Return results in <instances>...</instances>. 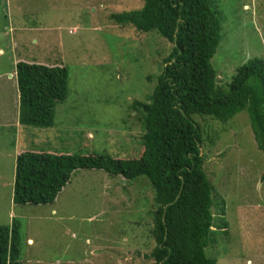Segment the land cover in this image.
Instances as JSON below:
<instances>
[{"label":"rangeland","instance_id":"1","mask_svg":"<svg viewBox=\"0 0 264 264\" xmlns=\"http://www.w3.org/2000/svg\"><path fill=\"white\" fill-rule=\"evenodd\" d=\"M212 2L221 41L210 63L225 90L243 64L264 62V0ZM142 5V0L0 1V44L5 46L8 37L16 43L0 62L14 55L20 62L68 71V96L55 108L52 128L25 126L19 135L14 127L0 129V226L11 229L14 222L17 227L20 264H152L153 243L147 238L152 199L144 195L153 196V190L145 178L125 185L102 171L77 170L53 204L37 206L14 205L8 179L18 156L8 154L14 144L27 147L21 148L25 152L114 159L141 153L131 148L134 141L125 142L129 132L142 129L130 105L146 102L155 83L147 77L161 73L172 46L155 32L145 36L133 27L117 29L108 16ZM137 39L142 54L124 46ZM16 118L9 117L10 125L17 126ZM195 121L210 132L213 145L207 139L200 149L203 169L214 188L212 212L224 207L229 233L223 239L211 236L207 250L217 253L216 264H264V154L255 145L247 113L226 123L210 117Z\"/></svg>","mask_w":264,"mask_h":264},{"label":"trees","instance_id":"2","mask_svg":"<svg viewBox=\"0 0 264 264\" xmlns=\"http://www.w3.org/2000/svg\"><path fill=\"white\" fill-rule=\"evenodd\" d=\"M142 3L140 9L108 16L117 29L133 27L145 36L155 32L172 46L161 73L147 77L149 84L155 83L146 102L133 101L130 105L142 129L137 135L129 132L125 142L134 141L137 145L131 148L138 147L141 153L114 159L106 155L23 152L16 158L12 202L53 204L73 173L82 169L102 171L125 185L143 177L153 190V196L144 195L152 199L147 232L148 243H153L148 255L152 264H216L217 253L207 250L210 238H227L228 225L224 207H215L212 212L214 188L203 169L206 157L200 149L207 139L213 143L209 130L202 132L195 119L210 117L226 123L246 111L255 145L264 154V62L249 60L221 90L210 63L221 41L220 19L212 0ZM138 39L126 41L125 48L142 54L143 49L136 46ZM16 78L19 124L52 128L55 108L68 96L66 67L19 62ZM260 179L264 182V170ZM217 211L220 216L214 215ZM12 225L11 229L0 226V264H20L19 232L14 222Z\"/></svg>","mask_w":264,"mask_h":264},{"label":"crops","instance_id":"3","mask_svg":"<svg viewBox=\"0 0 264 264\" xmlns=\"http://www.w3.org/2000/svg\"><path fill=\"white\" fill-rule=\"evenodd\" d=\"M141 7H139L140 9ZM8 43L5 44V46H2L0 44V58L2 57V53H5V51H12V48H14L16 46L15 43V38L14 37H8ZM13 58V59H12ZM7 62L6 63H2L0 62V129L1 131H3V129H7L9 127H14L16 130V133L19 135L20 129L21 127H23V129H25V126H22L19 124L18 121V114H19V109L16 108V103H19V91H18V87H17V78H16V65L20 62V59L16 58L14 55H12L11 57L7 58ZM12 61V66L13 68H11V66L8 68V61ZM25 63L28 64H33L32 62H27L25 61ZM5 95H8L7 97H5ZM3 106V107H2ZM15 117L17 116L16 120H17V126L15 125H10L9 117ZM12 149V151L8 150V154H21L22 152L25 151H21V148H27V147H20L19 144L17 145H13V147H10ZM2 150L0 149V152ZM28 151V150H26ZM33 151V150H31ZM2 168H0V172H1ZM15 172V169H14ZM14 172L11 173V177H9L8 179L11 180V182L13 181L14 177ZM74 175V173H73ZM72 175V176H73ZM11 217V213H9V218ZM32 243L31 239H27V244Z\"/></svg>","mask_w":264,"mask_h":264},{"label":"clouds","instance_id":"4","mask_svg":"<svg viewBox=\"0 0 264 264\" xmlns=\"http://www.w3.org/2000/svg\"><path fill=\"white\" fill-rule=\"evenodd\" d=\"M73 30H74V29H73ZM73 30H69L68 33H69V34H74L75 31H74V33H73ZM33 64H34V63H33ZM40 66H43V65H40ZM46 67H47V66H46Z\"/></svg>","mask_w":264,"mask_h":264}]
</instances>
